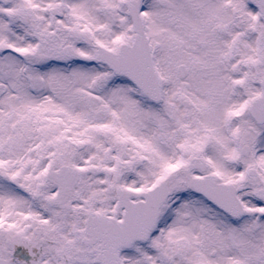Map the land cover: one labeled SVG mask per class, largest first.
<instances>
[{
	"label": "snow or ice",
	"instance_id": "1",
	"mask_svg": "<svg viewBox=\"0 0 264 264\" xmlns=\"http://www.w3.org/2000/svg\"><path fill=\"white\" fill-rule=\"evenodd\" d=\"M0 264H264V0H0Z\"/></svg>",
	"mask_w": 264,
	"mask_h": 264
}]
</instances>
